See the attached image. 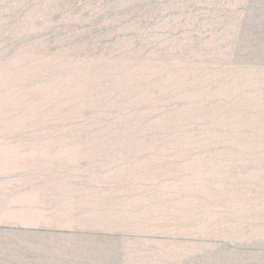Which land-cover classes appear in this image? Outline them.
<instances>
[{
  "label": "rangeland",
  "instance_id": "obj_1",
  "mask_svg": "<svg viewBox=\"0 0 264 264\" xmlns=\"http://www.w3.org/2000/svg\"><path fill=\"white\" fill-rule=\"evenodd\" d=\"M0 264H264V0H0Z\"/></svg>",
  "mask_w": 264,
  "mask_h": 264
}]
</instances>
